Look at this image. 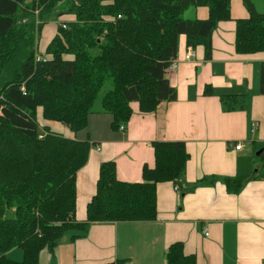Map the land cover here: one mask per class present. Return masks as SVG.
Returning a JSON list of instances; mask_svg holds the SVG:
<instances>
[{
	"label": "trees",
	"instance_id": "16d2710c",
	"mask_svg": "<svg viewBox=\"0 0 264 264\" xmlns=\"http://www.w3.org/2000/svg\"><path fill=\"white\" fill-rule=\"evenodd\" d=\"M241 1L250 16L236 21V52L264 53V13L252 0ZM231 2L0 0V264H41L43 251L54 254L69 232L83 238L94 224L157 219L158 186H175L184 177V142H155V167L143 168L141 183L119 181L116 164L104 163L86 220L79 222L77 174L91 145L50 128L41 132L38 111L73 133L87 128L91 114L113 116L112 127L119 130L130 122L133 103L144 114L158 112L177 100L167 71L177 58L179 36L188 47H204L210 61L213 33L232 20ZM199 7L209 9L207 20L183 18ZM58 8V16L71 19L58 25L50 57L43 59L39 34ZM260 80L264 94V64ZM244 183L225 180L232 193ZM14 249L23 251L21 262L8 258ZM166 264L197 261L177 242L168 248Z\"/></svg>",
	"mask_w": 264,
	"mask_h": 264
},
{
	"label": "crops",
	"instance_id": "0c3cea01",
	"mask_svg": "<svg viewBox=\"0 0 264 264\" xmlns=\"http://www.w3.org/2000/svg\"><path fill=\"white\" fill-rule=\"evenodd\" d=\"M209 15L199 7L188 19ZM231 16L213 33L210 61L204 47H188L179 36L177 66L167 71L177 100L158 112L144 114L133 103L124 131L113 129L109 114H91L78 133L53 122L61 125L57 132L91 145L77 174L79 222L86 220L104 163L116 164L119 181L141 183L143 168L155 167V142H184L189 161L180 192L172 183L158 186L155 221L94 224L83 238L65 236L54 254L48 252L47 264H166L177 242L197 264H264V53L237 54L236 21L250 16L243 1L232 0ZM191 51L195 56L187 61ZM236 178L245 183L232 193L225 180ZM23 255L14 249L8 258L21 262Z\"/></svg>",
	"mask_w": 264,
	"mask_h": 264
},
{
	"label": "rangeland",
	"instance_id": "374dc122",
	"mask_svg": "<svg viewBox=\"0 0 264 264\" xmlns=\"http://www.w3.org/2000/svg\"><path fill=\"white\" fill-rule=\"evenodd\" d=\"M254 4L259 8H264V0H252ZM197 8H191L190 10L186 11L183 15L184 19L192 18L194 15V12ZM60 11V8H58L55 13H53L49 18L46 20V24L44 25V28L39 34V40H38V54L40 58H49L50 55L48 54V47L53 41V39L56 37L58 25L62 23H67L71 19L68 15L58 16V12ZM109 89V87H106L100 94L99 99L104 95V92H106ZM37 122L39 124V130L41 132H44L45 128H50L52 131H59L55 130L59 126L57 123L48 122L42 117V113L39 110L37 114ZM56 124V125H54ZM68 132L71 133L72 131L70 128H68ZM61 133V132H59ZM70 135V134H69ZM69 137V136H67ZM72 234V232H69L66 237H69ZM74 234V233H73ZM65 237V238H66ZM64 238V239H65ZM20 252H22L21 249H19ZM21 254V253H20ZM50 256L48 251H44L41 255V264H47V260L50 261ZM12 259V258H11ZM24 259V255H23Z\"/></svg>",
	"mask_w": 264,
	"mask_h": 264
},
{
	"label": "built area",
	"instance_id": "2783aa9c",
	"mask_svg": "<svg viewBox=\"0 0 264 264\" xmlns=\"http://www.w3.org/2000/svg\"><path fill=\"white\" fill-rule=\"evenodd\" d=\"M64 28H66V27L64 26ZM194 56H195L194 52L191 51V52L187 55L186 60H187V61H190V60H192V58H193ZM39 59H40V58H39ZM39 59H38V60H39ZM176 66H177V62L174 61V62L172 63V65L169 67L168 71H173V70L176 68ZM255 127H256V124L253 125V128H255ZM119 130L124 131V130H125V127L122 126V127H120ZM242 148H243V144H238V145H236V150L240 151ZM181 183H182V181L180 180L179 183L176 184V185L174 186V190H175L176 192H180V190H181ZM206 235L208 236V234H206Z\"/></svg>",
	"mask_w": 264,
	"mask_h": 264
}]
</instances>
